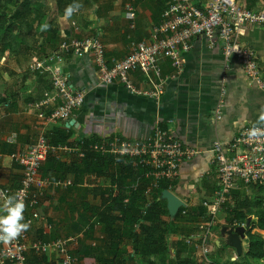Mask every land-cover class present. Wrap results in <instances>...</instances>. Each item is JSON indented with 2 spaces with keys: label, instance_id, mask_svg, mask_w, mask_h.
Returning a JSON list of instances; mask_svg holds the SVG:
<instances>
[{
  "label": "crops",
  "instance_id": "crops-1",
  "mask_svg": "<svg viewBox=\"0 0 264 264\" xmlns=\"http://www.w3.org/2000/svg\"><path fill=\"white\" fill-rule=\"evenodd\" d=\"M238 1L252 10L264 9V0ZM74 2L80 4L79 9L65 17V9ZM195 2L202 5L210 0ZM50 3L51 20L63 40L97 35L109 60L124 59L131 40L152 42L158 38L153 30L161 21L162 7L158 0H50ZM131 8L135 13L134 29L128 17ZM242 41L255 53L264 79V27L248 28ZM36 63L62 71L71 85L83 93V106L68 124L41 117V114L49 115L52 108L42 104L49 92L44 91V86L51 82V75L48 70L35 68ZM161 68L163 77H172L170 61L163 62ZM129 78L138 94L120 84H102L91 54L61 55L47 49L45 54L0 56V188L16 189L20 185L23 167L17 155L41 136L51 144L55 132L61 130L68 139L56 146L82 149L89 140L99 142L111 136L128 141L148 140L159 127L170 131L184 145L200 151L198 157L181 166L177 180L169 183V189L165 190L187 206L180 208L182 214L185 208L192 214L182 219L170 214L164 217L169 229L166 257L169 261H178L175 257L179 256L189 264L238 263L247 250L246 240L243 254L238 256L223 230L234 227L235 223H245L248 231L251 219L259 221L264 212V185L240 183L232 192L231 201L219 212L216 226L208 225L206 212L203 216L200 214L206 211L205 204L218 189L217 174L210 163L213 145L221 142L227 146L245 125L256 124L264 112V86L243 74L236 57L226 63L222 50L209 49L205 39L200 37L194 40L193 48L184 57L183 71L166 81L161 95H156L159 81L153 74L132 72ZM82 160L78 153L62 150L44 162L42 177L48 168L45 178L73 183L68 189L47 191L39 206L43 221L29 227L30 240L78 236L74 249L78 264H111L113 260L120 262L114 264H137L141 257L135 253V242L127 225L119 218L120 213L113 212L117 219L109 225L115 230L109 232L111 240L105 234V226L98 222L111 198L118 196L111 179L117 166L111 165L104 176H97L85 171ZM154 191L147 193L149 201ZM253 200L261 202L255 209L256 214L248 220H237L229 205L233 207L238 203L245 212L253 209ZM205 241L210 245L207 256L202 252ZM112 243L117 248L107 249ZM29 261L31 264H60L55 254L31 255ZM255 264H264V257Z\"/></svg>",
  "mask_w": 264,
  "mask_h": 264
},
{
  "label": "built area",
  "instance_id": "built-area-1",
  "mask_svg": "<svg viewBox=\"0 0 264 264\" xmlns=\"http://www.w3.org/2000/svg\"><path fill=\"white\" fill-rule=\"evenodd\" d=\"M158 1L167 3L160 23L153 29L158 38L152 42L131 40L124 59H107L105 46L97 35L64 40L58 53L76 56L91 54L102 84H120L136 94L138 91L130 81V74L151 73L159 81L156 95H161L166 81L183 71L184 57L193 48L194 40L200 37L205 39L209 49L219 47L226 63L236 57L243 74L250 81L264 86L255 53L242 41L248 28L264 27V9L252 10L238 0H210L202 5L195 0ZM128 17L134 29L135 13L132 8ZM165 61H170L173 68L174 73L170 78L162 75L161 65ZM35 68L48 70L52 83V89L42 101L43 105L52 107L51 112L49 115L41 114V117L68 124L74 113L83 106V93L71 85L62 71L50 70L42 63H37ZM253 125H245L229 145L224 146L221 142L213 145L210 163L217 174L218 189L205 204L209 226L216 224L220 210L229 203L232 192L240 183L246 186L264 185V126H261L260 135L250 138L248 130ZM62 150L78 153L81 158H85L87 152H94L105 158L112 157L116 162L129 160L135 167L147 169V177L152 178L147 193L158 190L162 181L175 182L181 166L200 154L197 148L184 145L170 131L159 127L148 140L128 141L111 136L82 149L55 146L41 136L26 151L17 155L23 167V177L16 189L0 188V208L9 197L14 196L25 204L24 221L29 227L36 221H43L39 206L47 191L51 188L68 189L73 183L71 180L53 181L41 176L44 162ZM186 210L183 215L187 214ZM29 227L9 243L0 242V264H31L29 256L44 257L50 254H55L60 264H78V257L74 253L78 236L31 241ZM234 227H246V224L235 223ZM138 228L139 225H135V229ZM202 252L204 256L210 253V245L206 241Z\"/></svg>",
  "mask_w": 264,
  "mask_h": 264
},
{
  "label": "trees",
  "instance_id": "trees-1",
  "mask_svg": "<svg viewBox=\"0 0 264 264\" xmlns=\"http://www.w3.org/2000/svg\"><path fill=\"white\" fill-rule=\"evenodd\" d=\"M3 1L5 0H0V56L8 54L17 57L35 52L45 54L47 49L56 52L59 50L64 40L61 38L54 22L47 24L42 22L46 17V12H38L36 4H38L39 0H17L15 2L6 0L10 5L14 4L15 11L12 14H7L3 11ZM42 1L46 2L47 0ZM160 4L163 13L167 3L160 2ZM35 31L36 33H34ZM38 32L42 36V41L39 40ZM46 84L47 86H44L45 92L52 89L51 82ZM67 139L68 135L64 131L59 130L55 132V137L51 139V144L55 146L64 144ZM90 143L94 144L96 142L95 140H89L86 148H88ZM82 161L85 165V171H91L97 176H104L111 165L115 164L117 166L116 174L112 175L111 179L112 184L116 185L118 189V196L111 198L108 206L98 219V222L105 226L104 231L109 240H111L109 232H115V230H111L110 223L117 219L113 216V212L118 211L120 213L119 218L125 222L135 242V253L141 257V261L137 262V264H189L187 261L181 260L179 256L175 257L178 258V261H169L166 257L168 253L167 234L169 229L166 226L164 217L169 216V212L166 202L161 197L163 192L169 189L170 184L168 181L160 183V188L154 191L153 199L149 201L147 187L152 178L147 177V169L135 167L129 160L123 159L116 162L112 157L105 158L94 152H87ZM44 172L46 177L48 168ZM260 203V201L253 200V209L249 208L245 212H242L243 208L238 203L233 207L229 205V208L237 220H248L256 214L255 209L258 208ZM145 206L146 208L143 211L142 208ZM182 210L178 212L175 219H182L183 216L190 217L192 215L189 211L183 215ZM205 212H202L200 216L205 215ZM135 225H139V228L135 229ZM246 236L247 250L236 264H255L256 261L264 257V212H262L257 223L253 219L250 220ZM108 248H117V245L112 243L107 246ZM157 259L160 260L156 262ZM115 262L120 263L118 261ZM115 262L113 260L111 264ZM214 263L218 264L217 262Z\"/></svg>",
  "mask_w": 264,
  "mask_h": 264
},
{
  "label": "clouds",
  "instance_id": "clouds-1",
  "mask_svg": "<svg viewBox=\"0 0 264 264\" xmlns=\"http://www.w3.org/2000/svg\"><path fill=\"white\" fill-rule=\"evenodd\" d=\"M80 7L79 3L69 5L64 12L65 17H70ZM261 126H264V112H262L256 124L248 130L250 138L261 134ZM25 204L22 200L11 196L0 208V242L9 243L16 239L22 231L27 230L28 223L24 221Z\"/></svg>",
  "mask_w": 264,
  "mask_h": 264
},
{
  "label": "water",
  "instance_id": "water-1",
  "mask_svg": "<svg viewBox=\"0 0 264 264\" xmlns=\"http://www.w3.org/2000/svg\"><path fill=\"white\" fill-rule=\"evenodd\" d=\"M164 200H167L168 211L172 217H175L180 208L184 207V203L177 196L165 191L163 193ZM246 231L247 227H232L230 229L224 228L223 232L228 237L229 245L235 249L238 256H242L243 254V241L246 240Z\"/></svg>",
  "mask_w": 264,
  "mask_h": 264
},
{
  "label": "rangeland",
  "instance_id": "rangeland-1",
  "mask_svg": "<svg viewBox=\"0 0 264 264\" xmlns=\"http://www.w3.org/2000/svg\"><path fill=\"white\" fill-rule=\"evenodd\" d=\"M11 1L15 2L17 0H11ZM13 5L14 4H11L10 5L6 0L3 1V11L6 12L7 14H12L15 11V7ZM36 5H37V8H38V12L44 11V12L47 13L46 17L43 19L42 22H44L46 24L49 23V22H53V20H51V16H50L51 8H52V5L50 3V0H47L46 2L45 1H42V0H39L38 1V4H36ZM39 32H40V30H39ZM39 32H38V36H39V40H40L41 39V36H40V33ZM34 33H36V31ZM262 187H264V186H262ZM224 208H225V206H224Z\"/></svg>",
  "mask_w": 264,
  "mask_h": 264
}]
</instances>
